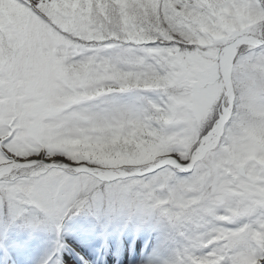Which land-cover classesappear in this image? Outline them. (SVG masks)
Instances as JSON below:
<instances>
[{
  "label": "snow or ice",
  "instance_id": "1",
  "mask_svg": "<svg viewBox=\"0 0 264 264\" xmlns=\"http://www.w3.org/2000/svg\"><path fill=\"white\" fill-rule=\"evenodd\" d=\"M0 264H264V0H0Z\"/></svg>",
  "mask_w": 264,
  "mask_h": 264
}]
</instances>
